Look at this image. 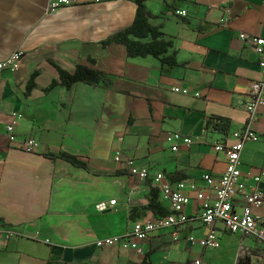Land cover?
I'll return each mask as SVG.
<instances>
[{
	"label": "crops",
	"instance_id": "0c3cea01",
	"mask_svg": "<svg viewBox=\"0 0 264 264\" xmlns=\"http://www.w3.org/2000/svg\"><path fill=\"white\" fill-rule=\"evenodd\" d=\"M135 1L77 0L50 11V0H0V62L22 52L16 70L0 71V264H191L197 258L203 264H264L263 245L218 226L219 249L201 248L197 241L207 229L197 219L196 199L198 191L212 196L203 175L218 179L224 171V155L214 147L229 145L246 122L242 105L259 68L239 34L264 39V0H146L157 16L154 24L172 43L171 67L149 56L127 58L119 44L100 45L132 24ZM181 10L184 18L177 15ZM78 64L112 76L111 87L59 85L54 66L72 73ZM33 74L35 87L27 92ZM215 118L229 121L226 133L213 129ZM7 125L15 142L7 140ZM253 129L258 141L240 154L248 184L264 171V108ZM173 133L194 142L188 148L179 143L172 152L166 138ZM27 139L38 144L33 153L23 150ZM61 153L88 168L48 156ZM129 161L150 176L179 174L195 186L183 191L189 221L151 234L142 254L96 246L99 239L128 232L130 213L137 220L155 219L143 208L149 185L156 186L130 175ZM258 188L264 191V178ZM112 200L106 211L95 210ZM258 213L264 220V205ZM189 236L196 242L190 244Z\"/></svg>",
	"mask_w": 264,
	"mask_h": 264
},
{
	"label": "built area",
	"instance_id": "2783aa9c",
	"mask_svg": "<svg viewBox=\"0 0 264 264\" xmlns=\"http://www.w3.org/2000/svg\"><path fill=\"white\" fill-rule=\"evenodd\" d=\"M99 1L96 0V2ZM76 2L77 0H50L48 8L50 11H54L62 7L74 6ZM177 15L184 18L186 12L181 10L177 12ZM220 23L224 24V20H221ZM239 40L246 41L257 56L259 78L252 83L249 89V98L242 105L247 114L246 122L240 129L231 134L232 142L229 145L218 144L214 147L216 152H221L224 155L226 164L222 175L218 179H213L208 174L202 177L205 187L212 193L211 198L202 191L196 192V199L201 202L197 219L207 229L205 236L197 243L204 249H219L220 242L215 236L218 227L229 234H237L255 240L264 246V220L258 213L264 205V191L258 188V184L264 178V171H259L257 174L250 176L252 184L246 182L240 171V154L244 146L247 143L258 141L253 124L257 112L264 108V39L241 33L239 34ZM21 56L22 52L15 50L6 60L0 62V71L6 68L16 70ZM173 91L178 92L177 89ZM181 93L187 94V91L183 90ZM16 117L20 118V116ZM5 130L7 140L15 142L13 126L7 125ZM166 141L172 152H177L179 143L188 148L194 142L192 138H182L178 133L169 134ZM37 147L38 144L33 139H27L23 143L25 153H33ZM119 159V152H115L113 160L118 163ZM127 166L130 175L137 176L140 180L150 178L152 185L159 189L162 200L167 203L169 214L162 219L135 221L132 228L122 237L99 239L96 241V246L105 248L119 245L122 249L142 254V245L148 241L151 234L169 228L178 229L189 221L184 213L189 198L183 191L185 189L194 190L195 186L193 182L180 181L172 188L169 180L162 173L156 172L150 176L145 169L135 168L131 161L127 163ZM114 205L115 200L99 203L95 206V210L104 212ZM172 236L174 240L177 239V233L174 232ZM187 241L192 244L196 242V239L189 236ZM191 264H203V262L197 258Z\"/></svg>",
	"mask_w": 264,
	"mask_h": 264
},
{
	"label": "trees",
	"instance_id": "16d2710c",
	"mask_svg": "<svg viewBox=\"0 0 264 264\" xmlns=\"http://www.w3.org/2000/svg\"><path fill=\"white\" fill-rule=\"evenodd\" d=\"M146 0H136V14L132 24L109 36L107 39L102 41L100 45L102 47H107L111 44H119L125 48L127 58H143L152 57L156 59L161 66H175L176 62L174 60V53L172 52V43L166 40L165 35L161 32L160 26L154 24V20L157 16L153 15L145 6L144 2ZM91 62L94 63L93 60ZM57 71L59 85L69 89L72 85L76 83H83L93 86H103L111 87L113 77L105 74L103 72L97 71L92 68H88L83 65H76L72 73L63 71L62 69L54 66ZM37 74H33L27 84V92H30L34 87V79ZM56 82H53L52 89ZM216 123L213 124V129L227 132L229 121L223 119L215 118ZM210 121L207 122V125ZM51 159L61 160L73 167L87 169V164L82 160L65 154L48 155ZM168 176L169 183L180 182L183 180V176L179 174ZM145 181V180H144ZM150 181L151 180H146ZM159 190L156 187H151L149 185V195H148V205L143 209L151 212L155 219H162L168 216L169 211L163 206L158 200ZM135 210L133 209L132 212ZM139 215L133 216L132 213L129 214V220L132 222L138 221ZM243 263V260L240 261ZM244 264H247L246 262Z\"/></svg>",
	"mask_w": 264,
	"mask_h": 264
}]
</instances>
